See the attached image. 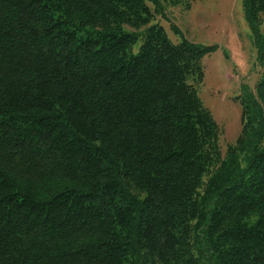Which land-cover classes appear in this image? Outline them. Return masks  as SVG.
Segmentation results:
<instances>
[{
    "label": "trees",
    "instance_id": "obj_1",
    "mask_svg": "<svg viewBox=\"0 0 264 264\" xmlns=\"http://www.w3.org/2000/svg\"><path fill=\"white\" fill-rule=\"evenodd\" d=\"M192 1L0 0V264H264V71L222 153Z\"/></svg>",
    "mask_w": 264,
    "mask_h": 264
},
{
    "label": "rangeland",
    "instance_id": "obj_2",
    "mask_svg": "<svg viewBox=\"0 0 264 264\" xmlns=\"http://www.w3.org/2000/svg\"><path fill=\"white\" fill-rule=\"evenodd\" d=\"M167 13L170 21L161 24L172 42L181 36L171 23L187 39L211 48L202 56L204 78L198 96L220 130L219 145L225 153L241 133V98L255 89L264 71L242 0H193L187 9L174 5Z\"/></svg>",
    "mask_w": 264,
    "mask_h": 264
}]
</instances>
